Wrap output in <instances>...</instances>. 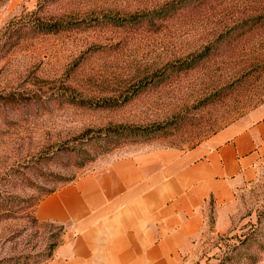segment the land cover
<instances>
[{
    "label": "rangeland",
    "instance_id": "obj_1",
    "mask_svg": "<svg viewBox=\"0 0 264 264\" xmlns=\"http://www.w3.org/2000/svg\"><path fill=\"white\" fill-rule=\"evenodd\" d=\"M263 102L264 0H0V264L63 241L49 193ZM207 221L188 264H264V158Z\"/></svg>",
    "mask_w": 264,
    "mask_h": 264
},
{
    "label": "crops",
    "instance_id": "obj_2",
    "mask_svg": "<svg viewBox=\"0 0 264 264\" xmlns=\"http://www.w3.org/2000/svg\"><path fill=\"white\" fill-rule=\"evenodd\" d=\"M261 158L264 102L188 149L146 151L80 176L37 204L39 220L65 231L43 264H188L207 218L230 211Z\"/></svg>",
    "mask_w": 264,
    "mask_h": 264
},
{
    "label": "trees",
    "instance_id": "obj_3",
    "mask_svg": "<svg viewBox=\"0 0 264 264\" xmlns=\"http://www.w3.org/2000/svg\"><path fill=\"white\" fill-rule=\"evenodd\" d=\"M38 222L41 223L40 221H38ZM61 228H63L62 225L59 226V229H61ZM59 243H61V240L60 241L56 240V241L51 242L50 245L47 246V251H45L44 253H38L37 254V257L40 256V259L35 260L31 264H43L46 261H48L49 259H51L52 254H53V250ZM27 258H29V257L26 255L19 257V259H23V262L21 264H29L26 260Z\"/></svg>",
    "mask_w": 264,
    "mask_h": 264
}]
</instances>
